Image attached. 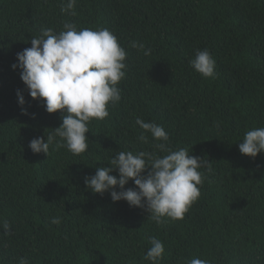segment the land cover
<instances>
[{"label":"trees","instance_id":"obj_1","mask_svg":"<svg viewBox=\"0 0 264 264\" xmlns=\"http://www.w3.org/2000/svg\"><path fill=\"white\" fill-rule=\"evenodd\" d=\"M67 2L0 0V224L11 228L0 227V264L21 257L28 264H151L149 237L164 245L159 264H264V152L239 151L247 131L264 127V0H76L75 15L61 11ZM65 22L118 38L127 52L121 100L108 117L89 122L86 152L53 145L47 156L34 154L29 142L46 140L63 112L48 113L12 65L32 37L45 28L59 33ZM205 49L216 62L214 79L190 64ZM137 117L162 125L172 150L210 162L182 220L157 225L145 209L85 185L117 151L165 154L150 133L149 143L137 139ZM135 187L131 179L125 185Z\"/></svg>","mask_w":264,"mask_h":264},{"label":"clouds","instance_id":"obj_2","mask_svg":"<svg viewBox=\"0 0 264 264\" xmlns=\"http://www.w3.org/2000/svg\"><path fill=\"white\" fill-rule=\"evenodd\" d=\"M75 4L76 0H68L61 11L71 10L69 14L75 15ZM131 47L150 55L151 50L142 43L133 41ZM16 55L17 63L12 68L21 70V80L30 96L42 100L48 113L63 112L62 124L54 128L46 140L36 137L29 142L31 151L47 156L50 146L54 145L55 149L66 148L73 155L86 152L89 122L93 118L103 120L108 117L109 105L114 106L121 100L117 85L126 76L127 52L118 38L107 28L77 30L75 24L65 22L59 33H54L51 28L42 29L39 36L31 38V47ZM190 64L203 77L215 78L216 62L207 49L197 50ZM17 96L21 111L28 114L20 90H17ZM136 123L143 129L137 139L149 143L146 133H150L152 139L158 141L154 147L165 154L117 151L108 161L109 166L97 167L94 175L85 176V185L93 193L103 195L108 192L113 202L125 200L130 207L145 209L149 213L148 219L157 225L165 223L164 217L182 220L201 195L199 186L204 180L201 169L208 167L210 162L190 155L186 148L172 150L167 143L169 135L162 125L145 122L139 117ZM239 151L253 158L264 152V127L247 131ZM146 169L149 170L144 174ZM114 170H118V176L110 174ZM130 179L136 187L125 189ZM61 219L52 217L51 222L58 225ZM0 227L5 234H10L6 220ZM148 239L151 247L144 258L151 264H159L165 255L164 245L156 237ZM19 264H28V260L21 257ZM188 264L210 262L193 258Z\"/></svg>","mask_w":264,"mask_h":264}]
</instances>
